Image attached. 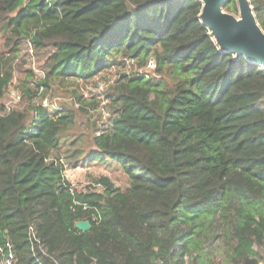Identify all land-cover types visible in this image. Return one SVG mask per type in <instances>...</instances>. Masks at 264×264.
Returning a JSON list of instances; mask_svg holds the SVG:
<instances>
[{
	"label": "trees",
	"instance_id": "1",
	"mask_svg": "<svg viewBox=\"0 0 264 264\" xmlns=\"http://www.w3.org/2000/svg\"><path fill=\"white\" fill-rule=\"evenodd\" d=\"M249 1L264 32V0ZM223 10L236 13V1ZM200 11L197 0H0L13 51L25 40L47 54L38 88L151 59L161 79L123 73L110 127L88 144L87 161L118 165L124 190L65 179L57 150L71 110L0 107V246L11 243L15 264H206L217 239L233 244L232 260L257 264L264 68L220 51ZM11 79L0 57V98Z\"/></svg>",
	"mask_w": 264,
	"mask_h": 264
},
{
	"label": "rangeland",
	"instance_id": "2",
	"mask_svg": "<svg viewBox=\"0 0 264 264\" xmlns=\"http://www.w3.org/2000/svg\"><path fill=\"white\" fill-rule=\"evenodd\" d=\"M227 13L239 18L238 10L236 13L231 11ZM14 41L16 39H11L9 32L0 29V57L7 59L12 72L11 83L0 98V107H4L6 111L24 110L31 103L41 102L50 109H59L61 106L68 108L73 113L74 122L62 131L57 150V155L66 165L67 180L76 189L83 190L89 185L94 186L99 177H107L115 187L120 190L126 189L128 179L118 165L109 160L87 161L86 156L91 153L88 144L93 135L110 127L109 119L115 107L111 101L117 95L120 83L125 82L121 78L123 73L143 71L150 74L149 78L153 82H160L158 75L155 76V70L148 71L147 67L139 69L136 62L119 64L121 68H111L89 81H54L51 82L49 89L38 88L37 85L45 77L43 68L46 52L36 50L25 40L16 51H13ZM35 93L34 98L32 95ZM80 161L86 163L81 165ZM232 248L233 244L226 239L215 240L206 246L208 252L206 264H242L238 260H232ZM254 249L258 254L256 257L258 263L264 259V245Z\"/></svg>",
	"mask_w": 264,
	"mask_h": 264
},
{
	"label": "water",
	"instance_id": "3",
	"mask_svg": "<svg viewBox=\"0 0 264 264\" xmlns=\"http://www.w3.org/2000/svg\"><path fill=\"white\" fill-rule=\"evenodd\" d=\"M201 3L199 20L209 31L210 37L222 52L264 68V32L259 27L249 0H235L239 18L223 10L228 0H197ZM75 228L80 232L90 229L87 221H78Z\"/></svg>",
	"mask_w": 264,
	"mask_h": 264
},
{
	"label": "built area",
	"instance_id": "4",
	"mask_svg": "<svg viewBox=\"0 0 264 264\" xmlns=\"http://www.w3.org/2000/svg\"><path fill=\"white\" fill-rule=\"evenodd\" d=\"M148 71L155 69V62L153 60H150L147 65H146ZM139 73V72H138ZM142 76H144L145 78H148V74L147 73H143V71H140V73ZM100 89H102V87L100 86ZM44 106V105H43ZM48 107V106H45ZM66 170V165L63 164ZM64 177L67 180V176L65 174L64 171ZM31 231V239L33 241H37L32 233V229L30 228ZM16 263V259L13 253V248L12 245L9 241H6L3 245L0 246V264H15ZM257 264H264V259L259 261Z\"/></svg>",
	"mask_w": 264,
	"mask_h": 264
},
{
	"label": "bare ground",
	"instance_id": "5",
	"mask_svg": "<svg viewBox=\"0 0 264 264\" xmlns=\"http://www.w3.org/2000/svg\"><path fill=\"white\" fill-rule=\"evenodd\" d=\"M263 69V68H262Z\"/></svg>",
	"mask_w": 264,
	"mask_h": 264
}]
</instances>
